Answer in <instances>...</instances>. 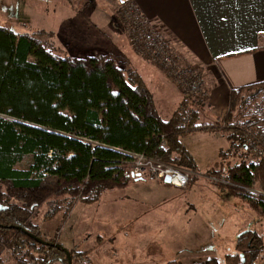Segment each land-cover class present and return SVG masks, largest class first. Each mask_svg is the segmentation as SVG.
I'll return each instance as SVG.
<instances>
[{"label":"trees","instance_id":"1","mask_svg":"<svg viewBox=\"0 0 264 264\" xmlns=\"http://www.w3.org/2000/svg\"><path fill=\"white\" fill-rule=\"evenodd\" d=\"M52 38L43 31L20 35L0 26V264L5 252L15 264H68L66 252L71 264H90L86 253L75 248L67 251L33 239L53 244L32 224L34 211L57 198L68 209L76 202L91 204L127 186L133 181L131 154L197 177L181 141L192 132L222 131L231 146L220 154L218 170L208 174L222 179L229 196L264 217V159L249 163L243 139L255 128V138L264 143L259 126L264 118L252 114L249 122L244 120L251 101L264 92L263 83L232 93L228 112L216 125H197L184 98L163 120L127 57H59L48 43ZM262 249L255 232H244L223 264H256ZM199 264L220 263L211 258Z\"/></svg>","mask_w":264,"mask_h":264},{"label":"rangeland","instance_id":"2","mask_svg":"<svg viewBox=\"0 0 264 264\" xmlns=\"http://www.w3.org/2000/svg\"><path fill=\"white\" fill-rule=\"evenodd\" d=\"M5 2L0 0V24L20 35L38 30L50 31L53 38L48 43L57 56L88 57L95 53L124 56L137 68L135 64L145 62L143 68L156 73L158 80H166L182 95L180 88L159 65L133 48L122 12L115 5L110 4V12L102 9L97 0H9L7 7L4 6ZM191 67L199 72L196 67ZM141 75L157 100L160 116L165 118L164 110L171 112L169 103L160 104L159 96L162 93H157L154 88L160 86L161 82L157 79L150 82L144 73L141 72ZM260 94L256 102L251 101V107L244 111L245 121L249 122L252 114L264 118V92ZM188 101L191 111L198 101ZM198 104L206 108L204 103ZM193 111L191 114L200 113L195 120L197 124L206 122L210 116ZM235 112H239V109ZM259 125L264 127V120ZM218 138L217 143L197 141L187 145L195 148L200 170H209L216 152L219 155L228 152L222 138ZM230 161L233 164L236 159ZM221 181L220 178L211 182L196 178L190 195L177 197V203L173 206L164 205L167 192H139V188L135 187L107 191L97 202H76L69 209L61 198L51 199L34 211L31 222L38 228L41 237L52 241L53 245L86 253L90 264H199L211 258L223 264L224 256L234 251L236 237L247 231L255 232L261 238L263 249L256 264H264V217L253 211L247 202L229 196ZM151 195L160 196L154 198ZM193 195L196 204L207 202L213 208L209 213L195 214L191 221L194 225L198 224L195 228L205 226L209 227L208 230L190 229L191 224L186 225L184 219H192V215L169 213L170 208L180 206V201L189 199L191 202ZM55 200H60V203ZM149 201L161 203L151 205ZM221 226L225 229H219ZM202 233L203 238L200 236ZM212 234L220 239L211 240ZM2 258L4 264H15L8 252Z\"/></svg>","mask_w":264,"mask_h":264},{"label":"crops","instance_id":"3","mask_svg":"<svg viewBox=\"0 0 264 264\" xmlns=\"http://www.w3.org/2000/svg\"><path fill=\"white\" fill-rule=\"evenodd\" d=\"M8 1L6 0L4 6L7 7ZM97 1L102 9L110 11L109 3ZM133 5L136 11L151 23L154 29L162 33L177 56L189 65L199 69V74L209 95L207 100L202 102L206 105V108L194 103V109L191 108V111L194 110L193 112L197 111V113L201 111L204 116H210L206 122L196 123L197 125H216L217 121L223 119L227 114L232 93L236 89L264 83V0H133ZM0 26L3 25L0 24ZM67 29H70V26H67ZM39 31L45 32L44 30H38L30 34ZM130 52L138 58L131 49ZM142 64H135L139 68L134 66L140 76L142 77V72L150 79V82L152 80L156 81L158 75L143 68L145 64ZM142 79L146 84L143 77ZM158 81L161 82L160 86L154 88L157 93H162L159 96L160 104L166 103L168 105L169 103L171 109V112L164 110L165 118L160 117L163 120H168L181 105L183 97L166 80L160 79ZM146 86L149 89L147 84ZM152 95L157 112L160 115L157 100L153 93ZM199 114H196L195 117L198 118ZM253 129L255 130V128ZM260 130L261 135L264 137V127H260ZM217 137L222 138L225 147L229 149L231 145L224 139L221 130H215L211 133L192 132L181 137L185 150L191 155L197 167L196 178H205L210 182L214 180L206 173L219 168L220 155L219 152H216L209 170L202 171L197 161L198 155L194 152L195 148L187 145H192L197 141H207L210 144L217 143V141L219 142ZM196 178H191L189 185L184 189H180L172 185H164L166 184L164 181L147 176L137 181L133 179L131 183L122 189L135 187L139 188L137 189L139 192L162 190L167 192L164 195L167 198L164 205L173 206L177 203V197L190 195L193 188L192 183ZM151 196L154 198L159 197ZM195 199L193 195L190 199L191 202H189V199L180 201V206L170 208L169 213L192 215V219H184L186 225L191 224L190 229L208 230L209 227L205 226L195 228L198 224L194 225L191 221H193L195 214L209 213L211 212L209 210L213 208L206 204L207 202L196 204ZM149 203L152 205L161 202L153 203L149 201ZM219 229L224 230L225 228L221 226ZM200 236L203 238V233ZM210 238L211 240L220 239V237L216 238L214 234L210 235ZM60 246L70 250L68 247ZM232 253L234 251L229 254Z\"/></svg>","mask_w":264,"mask_h":264},{"label":"built area","instance_id":"4","mask_svg":"<svg viewBox=\"0 0 264 264\" xmlns=\"http://www.w3.org/2000/svg\"><path fill=\"white\" fill-rule=\"evenodd\" d=\"M100 1L113 4L122 12V20L133 48L159 65L168 78H171L173 83L180 88L184 99L198 102L207 100L209 94L199 72L172 51L162 33L154 29L151 23L136 11L133 0ZM238 93L239 90L236 89L234 94ZM243 139L249 151V163L264 159V143L256 139L252 131H246ZM129 156L131 158L130 176L134 180L147 176L161 181L168 178L170 185L184 189L192 178V173L187 170L148 159L142 154Z\"/></svg>","mask_w":264,"mask_h":264},{"label":"water","instance_id":"5","mask_svg":"<svg viewBox=\"0 0 264 264\" xmlns=\"http://www.w3.org/2000/svg\"><path fill=\"white\" fill-rule=\"evenodd\" d=\"M135 180L137 181V180H140V179L137 178V179H135ZM164 182H165L166 184H169V179H168V178H165V179H164ZM31 236H32V235H31ZM32 237H33V239H35L37 242H40V243L43 244V245H51V246H53V247H59V246H60V245L49 244L48 242L42 241V240L36 238L35 236H32ZM66 257H67V259H68V264H71V263H70V256H69V253H68V252H66Z\"/></svg>","mask_w":264,"mask_h":264}]
</instances>
